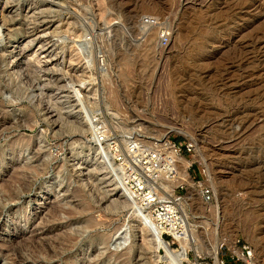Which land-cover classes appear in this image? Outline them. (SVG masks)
Instances as JSON below:
<instances>
[{
  "label": "rangeland",
  "instance_id": "1",
  "mask_svg": "<svg viewBox=\"0 0 264 264\" xmlns=\"http://www.w3.org/2000/svg\"><path fill=\"white\" fill-rule=\"evenodd\" d=\"M166 139L194 144L191 173L213 189L209 203L175 189L200 257L170 236L154 248L152 218L102 156ZM223 239L264 264V0H0V264H215Z\"/></svg>",
  "mask_w": 264,
  "mask_h": 264
},
{
  "label": "bare ground",
  "instance_id": "2",
  "mask_svg": "<svg viewBox=\"0 0 264 264\" xmlns=\"http://www.w3.org/2000/svg\"><path fill=\"white\" fill-rule=\"evenodd\" d=\"M4 16H5V14H4ZM2 20H3V18H2ZM9 54L12 55L11 57L15 56L14 58H12L13 60H11L12 64L11 63L10 64L12 66L17 65L21 60L18 57L19 56L18 50L15 48V49L11 50L9 52ZM7 66H9L8 63H7ZM18 75H20V74H18ZM10 76L14 80V77H13L14 75L10 74ZM52 112H53V110H50L47 108L44 115H45V119L48 122H50V125H55V120L52 119L54 117V114ZM238 121H240V120H238ZM242 121H244V120H242ZM233 123H231V124H233ZM103 137L104 136L102 135V137H100V138H103ZM39 138H41V137H39ZM95 138L96 137H94V135H93L92 141L90 140L91 142L90 141L89 142L92 143L91 145H94L95 150H96L97 146L106 142V139L104 140V138H103L101 141H96ZM74 143L75 142L71 143V145H72L71 149L73 148ZM113 143H115V142L112 141L111 143L107 144V152H110L112 159L113 158L115 159L117 156V150H116L117 147ZM139 145H143V143H137V142L130 143V142L126 141V147H127V150H129V151L127 152V156L122 155V159L124 160V163H128L129 161L132 163L131 168L134 170V175L128 176L126 173L124 182H126L132 198L138 204L142 205V207H143L142 209H143L144 213H146V216L151 217L153 220V227L152 228H154V229H151L153 231V233H152L153 236L150 239V242L152 243L154 248L157 249L159 247V244L162 243V240H163L162 232L164 229H160L159 223L157 221L158 216H157V214L154 213V210L158 206L159 201L158 202H156V201L150 202L152 200H157V198H159V200L161 202H167L164 206H167V209L169 212L174 213L175 210L176 211L179 210L182 213V218L184 219L185 224L188 227V231L191 233V235L187 238H184V239L178 238V240H179L182 248H191L197 252L196 253L197 257H200L201 253H200V251H198V247H197V245H198L197 244V239H198L197 237L198 236L196 235V226H194L190 222V219H189L190 213H189L187 206H186L188 201L186 199L184 200L183 197H179L175 193L176 187H178L180 184L185 183L192 188L195 187V184L193 183V180L190 178L189 173H188V167L194 161L189 160L186 157L176 156L173 153V151L169 149L170 147H168V148L163 147L164 144H159L157 146L145 144L150 148V149H146V150H148L147 156L142 157V158H140V157L138 158V156H139L138 155L139 154ZM196 146H198V145H196ZM157 150H160L159 152H161V153L153 156L154 152H157ZM162 153H165L168 156V157L166 156V158H164L165 160L163 161V163L161 160ZM196 153L198 156V158H196V160L201 161L207 167L208 173L210 172L209 178L212 180L211 170H209L210 168L206 162V158L204 157V154L199 147H196ZM43 156H45V155H43ZM48 158H49V156L46 157V159H48ZM132 159H134L135 163L132 162ZM166 160H168V161L171 160L170 164L168 162L166 165ZM101 161H103V160H101ZM108 169H109V174H111L110 176H112V175L115 176L116 172H113L112 167L108 166ZM55 176L57 178L56 184L60 185V186L63 185L64 187L67 186L66 189H67V191H69L68 187L70 184L68 183V177L65 174L63 167H62V169H60L57 172V174ZM30 186H31V184H30ZM42 188H43V184H42ZM195 192L193 190H191V194H196ZM148 197H155V198L148 200L147 199ZM141 217H142V215H141ZM97 223L98 222L96 221V218H94V217H92L90 219H82L78 223H76L77 224L76 228H77V231H80V234L85 235L87 233V231L92 229L94 225H97ZM143 226H144V224H143ZM94 234H96V233H94ZM87 236H89V234H87ZM134 236H135L134 238H138L137 233ZM89 241L91 242V244H96L97 246H99L98 247L99 250L103 248L101 250L102 252H103L104 248L106 249V247H108V237H106L105 234L99 235V233H98L96 235H91ZM219 242L220 241H216V244L213 245L212 250H211L213 257L215 258V264H218L217 256H218V244H219ZM114 244H115V242H114ZM109 245H111V244H109ZM112 247H113V245H112ZM103 253H101V254L103 255ZM97 256H99V254ZM166 256H168V253H166V255H157V258L159 259L158 261L160 262L162 259L165 260ZM100 257H101V255H100ZM167 264H173V263H172V261H168ZM193 264H200V262L198 259H196V261Z\"/></svg>",
  "mask_w": 264,
  "mask_h": 264
},
{
  "label": "built area",
  "instance_id": "3",
  "mask_svg": "<svg viewBox=\"0 0 264 264\" xmlns=\"http://www.w3.org/2000/svg\"><path fill=\"white\" fill-rule=\"evenodd\" d=\"M145 21H149V23H155L154 18H146L143 19ZM165 21V25H163V30L161 33V42L163 45H166L170 39H171V32H170V24L166 25L169 21L167 19L161 20ZM158 24H160L159 20H157ZM166 31V33H165ZM99 118V117H98ZM95 120V118H94ZM96 121V120H95ZM100 121V120H99ZM101 126V124H100ZM96 128L95 130V139L96 141H101L103 138L99 139V136L101 135V127ZM104 129V128H103ZM102 137V135L100 136ZM98 143V142H97ZM118 143V142H117ZM117 143H113L117 145ZM163 147L168 148L173 151V153L176 156H182L185 157V153H193L195 151L194 144L187 143L184 147L181 146V144H178L175 141H172L170 139H166L163 142ZM119 144V143H118ZM150 149L147 145H139V156L138 158H142L147 156V152ZM160 150H157V152H154L153 156L156 154H159ZM103 159L105 160V163L107 166L112 167L113 172H116L119 175V179L125 180L126 173L128 176L134 175V170L131 168V162L124 163V160L122 159V155H120L116 159H112L110 152H102ZM167 154L162 153V163L165 160ZM168 157V156H167ZM170 157V156H169ZM171 160H166V165L169 162L170 164ZM132 162L135 163L134 159H132ZM193 167V163L188 167V173L190 178L193 180V183L195 184V187L199 190L201 198L206 202L209 203L213 199V189L206 184L204 180H197V176L191 173ZM202 174L206 175L205 169H202ZM120 180V181H121ZM189 186L187 184H180L176 188V192L179 189H188ZM181 197V196H179ZM155 197H148V200H151ZM158 202V206L155 208L154 213L157 214V221L159 223L160 229H164L162 232V237L167 240V236H170L172 238V241H170L171 245L174 243H177L179 240L178 238H187L191 235V233L188 231V227L185 224L184 219L182 218V213L179 210H175V212H169L167 209V206H164L167 202H161L159 198L157 200H152L150 202ZM176 234V235H175ZM169 241V240H167ZM179 243V242H178ZM217 262L218 264H259V261L256 257V254L254 250L247 245L241 246L238 244L237 241L235 242H229L228 240H221L218 244V256H217Z\"/></svg>",
  "mask_w": 264,
  "mask_h": 264
}]
</instances>
